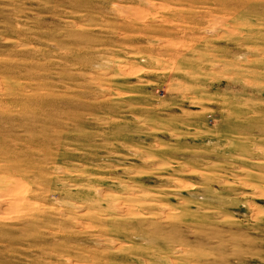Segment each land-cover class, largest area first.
I'll list each match as a JSON object with an SVG mask.
<instances>
[{"label":"rangeland","instance_id":"rangeland-1","mask_svg":"<svg viewBox=\"0 0 264 264\" xmlns=\"http://www.w3.org/2000/svg\"><path fill=\"white\" fill-rule=\"evenodd\" d=\"M0 264H264V0H0Z\"/></svg>","mask_w":264,"mask_h":264}]
</instances>
